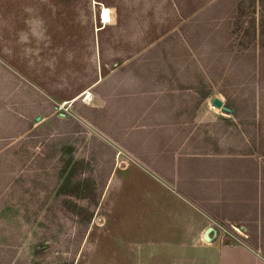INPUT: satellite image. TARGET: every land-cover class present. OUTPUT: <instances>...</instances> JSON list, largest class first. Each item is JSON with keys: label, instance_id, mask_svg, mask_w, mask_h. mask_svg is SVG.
Returning a JSON list of instances; mask_svg holds the SVG:
<instances>
[{"label": "rangeland", "instance_id": "obj_1", "mask_svg": "<svg viewBox=\"0 0 264 264\" xmlns=\"http://www.w3.org/2000/svg\"><path fill=\"white\" fill-rule=\"evenodd\" d=\"M201 1L0 0V264L260 253L239 196L216 203L254 179L230 157L264 148V0H212L184 18ZM222 91L238 118L213 104ZM196 182L224 191L204 194L210 212L180 191Z\"/></svg>", "mask_w": 264, "mask_h": 264}, {"label": "trees", "instance_id": "obj_2", "mask_svg": "<svg viewBox=\"0 0 264 264\" xmlns=\"http://www.w3.org/2000/svg\"><path fill=\"white\" fill-rule=\"evenodd\" d=\"M210 1H212V0H202L198 4L197 7H194L193 10L190 11L191 14H189V15H184V11L180 5V2H178V10L182 14V16L184 15V18H186V17L192 15L194 12H196L198 10V8L200 9L201 7H203L205 4H207ZM218 1H220V0H218ZM210 9H213V8H210ZM205 10L206 9H204V11ZM258 93H259V97L262 100V98L264 96V89L262 87H258ZM205 95L206 94H204L202 96V98H205L204 97ZM222 95L225 96V103L222 106L223 113H225L227 115L235 116L236 118H238L240 113H239V105L237 102V97L235 99L234 95H228V93H226V91H222ZM50 123H52V127L59 129L58 124L59 123H61V124L66 123V121L64 122V120L58 119V118L53 116L50 119ZM263 126H264V121L262 120V122L260 123V126L258 127V130H260V134L264 133V127ZM43 127H45L46 130L50 131V129H48L49 124L47 125V127L44 125V126H40L38 129H44ZM262 141L263 140H261V142ZM5 147L6 146L4 145V148ZM8 148L9 147H6V149H4L3 151H6ZM256 155L249 153L246 155L238 154V155H233L230 157L231 158L230 162L241 163L242 165H252L253 166V173H254L253 178L254 179L252 181H249L247 184H242L240 186V188H239V185L234 187V189L233 188H230V189L224 188L225 195L223 198H221L218 201V202H220V204H217L216 202L215 203H216V205H220V206H222L228 210V206L230 204L227 205V202L233 203V200L235 199L234 197L236 195L239 196V198L245 204V207H247L248 212L250 213L249 218H252V220H254L255 223H259L258 224L260 227L259 234L257 237L252 235V239L254 238L255 246L257 247V248L255 247V248L258 249L260 251V253H262L261 255L264 257V148H263V150L257 149ZM216 156H217L216 154L212 155V154L202 152V153H200V156L195 155L194 160H203V161H206L208 163H211V162L218 163L221 161L225 162V159H221L222 157H216ZM68 164H69V161L66 162L65 167ZM65 167L62 169V172L64 171ZM249 169H252V167H249ZM62 172H61V174H62ZM219 175H220V173H219ZM200 184L201 183L196 182L195 188L193 190H190V193L187 192L185 189H183V186H181L180 191L182 192V194L184 196L190 198L193 202L197 203L203 210L210 212L208 205L206 206L204 203V201L207 200L204 198V196H206L204 194L207 193L209 190H214L216 193L219 192L220 194L223 193L224 191H216L214 187L208 189V186L206 187V189H208V190H202V186ZM210 184H211V186H213L216 183H213V181H211ZM68 185H70V182H68ZM64 186H65V183H62L61 188H63ZM201 192H203V193H201ZM227 195H228V197H227ZM240 195H243V196L240 197ZM217 199H219V198H214L213 200H217ZM246 247H248V245Z\"/></svg>", "mask_w": 264, "mask_h": 264}, {"label": "crops", "instance_id": "obj_3", "mask_svg": "<svg viewBox=\"0 0 264 264\" xmlns=\"http://www.w3.org/2000/svg\"><path fill=\"white\" fill-rule=\"evenodd\" d=\"M211 264H264V257L242 244L216 245L207 248Z\"/></svg>", "mask_w": 264, "mask_h": 264}, {"label": "water", "instance_id": "obj_4", "mask_svg": "<svg viewBox=\"0 0 264 264\" xmlns=\"http://www.w3.org/2000/svg\"><path fill=\"white\" fill-rule=\"evenodd\" d=\"M212 102H213V104H214L215 106H217V107H222V102H221L219 99L214 98V99L212 100ZM210 231H211V228L207 229V231H206V235H208V233H209Z\"/></svg>", "mask_w": 264, "mask_h": 264}, {"label": "bare ground", "instance_id": "obj_5", "mask_svg": "<svg viewBox=\"0 0 264 264\" xmlns=\"http://www.w3.org/2000/svg\"><path fill=\"white\" fill-rule=\"evenodd\" d=\"M103 19L107 20V11L106 10L103 11Z\"/></svg>", "mask_w": 264, "mask_h": 264}]
</instances>
